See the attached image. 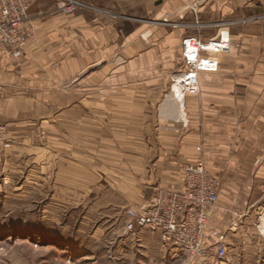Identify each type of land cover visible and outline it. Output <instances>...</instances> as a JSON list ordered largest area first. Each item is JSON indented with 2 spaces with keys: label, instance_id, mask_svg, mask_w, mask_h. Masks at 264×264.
Here are the masks:
<instances>
[{
  "label": "crops",
  "instance_id": "obj_1",
  "mask_svg": "<svg viewBox=\"0 0 264 264\" xmlns=\"http://www.w3.org/2000/svg\"><path fill=\"white\" fill-rule=\"evenodd\" d=\"M104 2L123 17L86 10L68 17L52 0H35L36 34L25 52L13 56L0 47V123L16 139L9 150L0 146V174H39L43 188L77 206L114 190L126 206L130 200L141 208L154 202L157 186L182 191L183 165L203 161L221 180L204 241L218 240L215 229L232 264L264 259V24L215 26L255 16L264 0ZM181 14L198 19L199 30L162 27V19L176 22ZM223 29L231 47L203 54L218 68L201 73L200 94H169L165 105L160 81L180 59L185 35L207 39ZM145 126L153 128L149 137Z\"/></svg>",
  "mask_w": 264,
  "mask_h": 264
},
{
  "label": "rangeland",
  "instance_id": "obj_2",
  "mask_svg": "<svg viewBox=\"0 0 264 264\" xmlns=\"http://www.w3.org/2000/svg\"><path fill=\"white\" fill-rule=\"evenodd\" d=\"M34 1L28 0L26 11L25 20L30 22L34 29V35L28 45L36 34L30 14ZM52 1L53 9L68 17H72L82 10L93 11L98 15L101 14L100 16L104 15V17L107 15L106 18L110 17L117 21L123 17L120 8L106 4L109 5L108 7L104 4V0H77L78 4L71 12L64 8L71 3V0ZM163 1L160 0V7L164 3ZM197 5V1L191 2L190 6L194 12ZM258 10L260 12L255 16L223 20L221 22H231V20L233 22L222 26L264 24V7H259ZM169 20L168 17L162 19V27H167L170 30L182 27L190 31L194 29L197 31L201 24L198 19L187 21L184 16H179V21L176 22ZM218 24L219 22L215 23V26L219 27ZM167 29H162L161 34L167 32ZM188 37H198L204 44L212 39L220 38V36H215L205 39L194 33L192 36L185 35L182 44ZM5 49L15 56L12 50ZM242 50L243 52L247 51L246 49ZM180 51V61L176 62L167 79L160 81L159 93H163V90L167 91L162 95L165 105L171 102L169 94H174L176 97L174 86L178 82V77L187 70L184 65L182 46ZM206 52L203 50L202 57H205L203 54ZM260 60L261 56L257 54L255 65L257 71L263 68ZM201 73L199 75L200 89ZM97 101L99 104H103L104 97H97ZM165 105L163 108L166 110L161 115L166 118L169 116V112ZM148 127L145 126L144 136L149 137L153 128ZM160 127H156L154 131L159 133ZM162 128L164 131L167 130L165 125ZM132 144L135 145L134 142ZM120 197L114 190H107L100 198L98 195L97 199L92 196L77 206L75 203L65 202V197L62 194L51 193L49 188H43V176L39 174L29 176L25 172L17 177L7 178L4 171L3 174H0V264H204V262L201 263V259L191 260L183 253H174L173 255V251L165 247L162 239H158L152 231H128L126 228L127 211L130 208L138 207L132 205L130 200L126 206L124 199ZM131 198L134 200L132 196ZM228 253L225 259L214 258L215 262L211 261L209 264H232L233 258L229 251ZM234 262L236 261L234 260ZM246 264H264V259L258 258L256 261L255 258H250Z\"/></svg>",
  "mask_w": 264,
  "mask_h": 264
},
{
  "label": "built area",
  "instance_id": "obj_3",
  "mask_svg": "<svg viewBox=\"0 0 264 264\" xmlns=\"http://www.w3.org/2000/svg\"><path fill=\"white\" fill-rule=\"evenodd\" d=\"M64 8L71 12L78 4L71 0ZM28 0H0V47L12 50L15 56L21 55L34 35L32 24L26 19ZM219 22V27L232 23ZM229 33V32H228ZM190 46L194 47L190 52ZM186 71L180 79L183 94H200L199 75L206 68L197 65V59L203 58V50L212 49L227 52L230 49V37L212 39L204 44L197 37H188L182 44ZM195 54L196 58H192ZM215 71V70H213ZM16 139L8 133L6 124L0 123V146L5 150L12 148ZM201 150V147L197 148ZM185 186L182 191H171L160 186L155 187L154 202L151 205L130 208L127 211L128 231L149 230L158 232L162 243L169 249H178L191 260L214 263V258L223 260L228 254L227 245L215 229L213 237L218 236L214 244L204 241V235L210 227L212 213L219 199L221 181L214 176L203 161L197 164H184L182 167Z\"/></svg>",
  "mask_w": 264,
  "mask_h": 264
},
{
  "label": "bare ground",
  "instance_id": "obj_4",
  "mask_svg": "<svg viewBox=\"0 0 264 264\" xmlns=\"http://www.w3.org/2000/svg\"><path fill=\"white\" fill-rule=\"evenodd\" d=\"M224 30V29H223ZM223 36L224 37H230L229 33L227 30H224L223 31ZM193 48L192 46H190V52H193ZM213 49V48H212ZM212 49H208V51H212L214 52V50ZM219 52V51H218ZM191 57L192 58H196L195 54H191ZM197 65H200L201 67L203 68H206L204 71H213V70H216L218 68V65L217 63L215 62V60L211 59V58H207V57H203V58H198L197 59ZM181 78H184V76H179L178 77V82L175 84L174 86V89H175V95L177 96L176 98H179L180 97L182 98V86H181V83H180V79ZM185 95V94H184ZM174 97V95H173ZM176 110V109H175ZM177 113V112H176ZM176 116V115H175ZM177 118V117H176ZM263 219V218H262ZM264 230V229H263Z\"/></svg>",
  "mask_w": 264,
  "mask_h": 264
}]
</instances>
